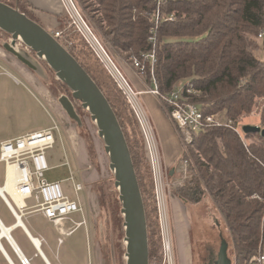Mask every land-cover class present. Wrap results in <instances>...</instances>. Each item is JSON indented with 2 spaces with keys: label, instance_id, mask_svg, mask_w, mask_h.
I'll list each match as a JSON object with an SVG mask.
<instances>
[{
  "label": "trees",
  "instance_id": "trees-1",
  "mask_svg": "<svg viewBox=\"0 0 264 264\" xmlns=\"http://www.w3.org/2000/svg\"><path fill=\"white\" fill-rule=\"evenodd\" d=\"M25 1L33 10L29 1ZM78 1L114 48L139 58L153 49L150 36L155 26L150 16L156 4H162L161 0ZM164 2L162 11L174 14L175 19L161 18L155 31L159 45L155 49L154 75L159 89L170 92L177 82L189 78L187 86L196 91L190 100L207 114L225 111L230 119L251 112L259 99L264 103V60L254 53L259 47L258 35L264 30V0ZM19 9L34 19L26 9ZM165 36L198 37L168 42ZM70 52L104 91L120 120L98 75L75 51ZM145 71L149 77L150 67ZM261 121L264 124V107ZM246 136L250 139L247 146L227 126L194 133L189 145L195 160L194 165L189 161L190 177L173 192L189 205L199 204L206 195L211 197L232 242L235 264H247L260 243L264 245V136L260 132ZM127 140L144 198L151 260L160 250L152 182L148 192L137 152ZM184 152L181 160H188ZM254 194L262 199L253 198Z\"/></svg>",
  "mask_w": 264,
  "mask_h": 264
},
{
  "label": "rangeland",
  "instance_id": "rangeland-1",
  "mask_svg": "<svg viewBox=\"0 0 264 264\" xmlns=\"http://www.w3.org/2000/svg\"><path fill=\"white\" fill-rule=\"evenodd\" d=\"M2 1L12 6L18 8L22 7L24 10L26 9L35 20H38L37 22H40L38 17L39 13L34 12V10L30 8V6L25 0ZM161 1L162 4L166 3L164 2V0ZM73 2L77 9L80 11L81 15L91 26V29L94 31L97 38L101 41V43L110 53L118 67L124 73V75L128 79L129 74L132 76L134 75L133 77L136 79V85H134L135 88L139 91H145L148 90V88L154 87L152 81L153 77H155L154 73L156 62L154 64V68L152 69V65L148 63L147 59H143L140 57V59H142L144 64L146 65L145 69H147L148 66L150 67V76L148 77L146 75V71L144 73H141L139 68L133 66L131 60V57L136 55L114 48L106 39L97 24L94 23V21L90 18L87 12L81 7V5L79 4L80 2L78 0H73ZM162 4H156V10H154V12L150 16L152 24L157 29L161 25V21H158L157 19L159 15L158 8H160L161 18H166L170 15L167 12L162 11ZM63 9L64 15L58 18L57 24L54 28L48 30H50V32L61 31L63 33L61 40L62 43L66 44L68 49H72L73 51H75L84 62H87V65L94 72V74L96 73V75H98L100 81L104 86L105 92L108 96L111 97L113 104L118 110L120 116L119 121H121L123 130L125 131L124 133H126L127 135L126 138H129L134 150L137 152V159L139 161V167L141 169L140 172L142 174L144 183H146L147 191L149 192V183L151 181V177L149 176L146 164L147 155L145 149V141L140 130L138 121L135 118L133 112L131 111L123 93L119 90L118 86L111 79L106 68L96 57L89 44L86 42L85 38L79 32H77L73 26L70 25V16L64 5ZM197 37L198 36H165L164 40L168 42H178L180 40L197 39ZM258 41L259 47L254 49V53L258 58L264 60L263 39L258 38ZM9 42H11L10 35L0 29L1 55L3 54L9 57L14 63L21 66L24 71H26L28 74L32 76L34 75V77H36V79L41 82L40 84L45 87V89L50 93L52 99L58 105H60L59 97L61 95H68L72 98V93L70 89L61 80L58 79L55 72L43 59L39 58L35 52L30 50L23 44H19L17 46V50L26 58L30 59L32 63H34V65L36 66V68L34 69L30 68L29 66L21 62L15 55L6 51V49L4 48V44ZM158 45V35H156L154 44L155 49H157ZM136 57L139 58V56ZM0 59H2L1 56ZM10 70H12V72H14V74L20 78V81L17 82L11 75L6 74V69L0 68V72L3 71L2 74L0 73V144L5 140L18 138L25 134L31 133L28 132L24 134L22 131L29 130V128L35 127L39 122H46L52 125L54 119V121L58 123L59 129L54 131L56 137V142L54 146L47 150V159L50 170L46 172L45 177L50 181L61 180L65 192L67 194H71L72 192L74 193L73 180L67 179V177L71 176V171L76 176L79 172V168L78 165H75L71 158H64L63 156L65 146L61 143L59 135L63 134L65 130L61 124V119L57 117L56 113L53 111L51 106L30 81L24 78V76L22 77L19 72L17 73L13 69ZM181 81L187 84L189 82V78L183 79ZM142 98L150 111V115L153 121L155 117L157 119V121L154 122L156 123L155 125L161 128L160 117L165 114L171 122L176 135L178 136V138H180L178 130L176 129L175 125L173 124L172 120L170 119L165 110V108L167 107L165 106L164 102L152 94H146ZM74 104L76 106L78 114L82 119V125H78L77 122L72 120L67 115L66 111L62 108L61 105L60 107L64 111L63 117L66 119L67 122H69V124L74 129H77L79 136L84 139V142L86 143V147L88 149L89 158L91 160V166L96 168L100 173L99 178L92 186V190L96 192L98 196L100 210L96 212L95 215H93L88 210V208L85 207L82 212H77L72 215V218L75 221H81L85 219L86 223L76 228L77 230H74L75 232L72 236H62V242L64 243L59 246L60 256L61 258H63L65 252H67L71 247L79 245L81 242H83V250L74 247L76 248V250L73 256V260H76L77 264H126V245L124 242L125 229L123 227L124 218L121 213V202L119 200V192L114 185L115 180L113 173L109 167V158L105 151L104 142L99 137L97 126L91 120L89 112L82 108L80 102L74 101ZM263 107L264 103L262 102V99H259L258 103L253 107L251 112L244 113L243 117L240 118V121L242 123L248 124L262 122L261 115ZM47 112L49 115L47 114ZM221 116L226 119L227 115L225 111H221ZM246 137L248 143L250 144V139L248 138V136ZM161 144L163 143L161 142ZM170 145L171 146L169 148V152H171L172 150L176 151L178 149V144L172 143ZM189 145L187 148L188 153L186 152V155L190 163L194 165L195 160L194 156H192ZM182 152H184L183 149ZM181 158L180 163L178 164L179 169L177 176L174 173L173 175H171V168L168 166V164H166L169 168L170 176L172 177V179H177L179 177H182L183 175L181 164L182 161L185 159L181 160ZM67 159H69V162H67ZM63 162H65V164L67 162L69 163V165L62 167L60 164H63ZM4 168L5 165L3 162H1V183L4 179ZM187 175L188 176L186 179L190 177L189 170L187 171ZM73 179H75L74 182L77 181L74 176ZM175 188L176 187H172V193L174 192ZM151 192L153 194V190ZM83 193L84 191L80 193L79 197L81 203H83V201H86L85 198L82 199L81 197ZM83 196L85 197L84 194ZM74 199H76V196H74ZM189 206V213L192 219L190 222L191 245L187 252L189 258L188 264H215L219 257L221 245L224 242L228 244L227 253L228 257L231 259V264H235L236 256L233 253L232 242L229 238L222 216L216 209V206L213 203L211 197L209 195H206L199 204ZM71 224L72 223H65L66 226H69ZM52 243L55 247L58 245L57 237H55ZM175 252L176 264H179L180 261L177 260L178 249L176 245V240ZM155 260L162 261L161 241L159 254L153 257L150 262H153Z\"/></svg>",
  "mask_w": 264,
  "mask_h": 264
},
{
  "label": "built area",
  "instance_id": "built-area-1",
  "mask_svg": "<svg viewBox=\"0 0 264 264\" xmlns=\"http://www.w3.org/2000/svg\"><path fill=\"white\" fill-rule=\"evenodd\" d=\"M62 4L70 16V25L79 32L89 44L90 48L106 68L109 76L123 93L131 111L138 121L142 132L149 172L152 182V190L155 201L157 228L161 241L162 261L155 260L149 264H176L175 252V233L173 218L171 212L170 196L172 187H181L185 184L189 160L182 161V177L172 179L169 168L166 165L164 149L158 134L156 125L150 115V111L143 101L142 91L135 88L134 84L128 79L118 67L110 53L106 50L101 41L97 38L91 26L75 6L73 0H61ZM160 4V2H158ZM158 21L161 18L160 8ZM174 20V14L166 17ZM153 31V30H152ZM156 28L150 40L153 42V49L149 53H144L142 58H146L148 63L154 68L156 62L155 55V38ZM53 36L62 43V32L53 31ZM264 30L258 35L263 39ZM66 48V44L62 43ZM133 66L139 68L141 73L145 72L146 65L143 60L132 56ZM154 87L148 88V92L161 99L165 106L168 116L172 120L179 133V139L182 149L188 153V145L192 143L194 133L205 130L209 127L227 126L240 135L244 144L249 145L246 132L243 126L248 123H242L239 115L231 119H224L221 112L205 113L197 104L190 100V96L196 91L193 87L187 86L183 81L175 84L174 88L167 93H163L158 85L157 80L153 77ZM264 130L262 122L253 123ZM59 129V125L54 122L53 126L40 131H34L18 138H12L1 142L0 144V163L3 162L5 183L8 179L14 182L15 195L6 192L9 202L6 201L9 209L20 220L22 216L32 213H40L49 222L56 227L62 228L65 223H72L65 230L66 234H72L74 230L86 221H75L72 215L82 212L83 207L78 200H74L66 195L61 181H50L45 174L50 170L47 150L52 148L56 142L54 131ZM74 189L79 192L83 189V184L74 183ZM256 199H262L260 195L252 196ZM36 244L38 242L33 239ZM39 241V240H38ZM40 243V241H39ZM23 264L27 260L21 259ZM247 264H264V245L260 243L256 252H254Z\"/></svg>",
  "mask_w": 264,
  "mask_h": 264
},
{
  "label": "water",
  "instance_id": "water-1",
  "mask_svg": "<svg viewBox=\"0 0 264 264\" xmlns=\"http://www.w3.org/2000/svg\"><path fill=\"white\" fill-rule=\"evenodd\" d=\"M0 29L11 37V42L4 44L8 52L30 68H36L30 59L17 50V44H23L43 59L58 79L70 89L72 98L61 95L59 103L72 120L78 125L83 124L74 101L80 102L82 108L89 112L91 120L97 126L98 135L104 142L114 185L119 192L124 218L126 264H149V233L144 198L128 140L108 97L78 59L48 29L18 7L2 0ZM243 130L246 133L260 132L264 136V130L255 125L245 124ZM173 173L174 170H171V175ZM18 224L21 222L18 221ZM10 230L6 232L13 242ZM17 250L19 251L18 248ZM227 251L228 244L224 242L216 264H231Z\"/></svg>",
  "mask_w": 264,
  "mask_h": 264
},
{
  "label": "crops",
  "instance_id": "crops-1",
  "mask_svg": "<svg viewBox=\"0 0 264 264\" xmlns=\"http://www.w3.org/2000/svg\"><path fill=\"white\" fill-rule=\"evenodd\" d=\"M27 1H29V3L34 7V12L39 13L38 17L40 23H42L46 29L54 28L57 24L58 18L64 15V9L61 0ZM0 56L3 59H0V68L6 69V74L11 75L17 82L20 81V78L17 77L10 69H13L17 73L19 72L22 77L24 76V78L30 81L48 102L53 111L56 113L57 117L61 119V124L65 130L63 134L59 133L60 141L65 146L63 156L64 158H71L75 165H78L79 168V172L76 176L71 171V176L67 177V179L73 180L74 193H65L72 199H74V196H76V199L74 200H78L81 203L79 197L80 193L84 191L83 194L85 197L83 194L81 197L82 199L85 198L86 201L82 200L83 203H81V205L83 209L86 207L91 212V214L95 215V213L100 210V204L96 192L92 190V186L99 178L100 173L96 168L91 166V160L89 158L88 149L84 139L79 136L77 129H74L69 124V122L66 121V119L63 117V109L52 99L50 93L42 84H40L41 82H39V80H37L34 75L32 76L28 74L21 66L14 63L9 57L3 54L1 55V53ZM2 72L3 71L0 73L2 74ZM128 76L131 81L133 80L132 83L136 85V79L133 77L134 75L132 76L129 74ZM146 94L150 93L145 92L142 95L145 96ZM156 121L157 119L155 117L154 122ZM54 122L55 121L53 119V124ZM53 124L50 125L46 122H39L35 127L29 128V130H23L22 132L25 134L32 131H38L40 129L49 128L53 126ZM160 124L162 129L157 126L156 127L158 129L161 142L163 143L162 145L164 148L165 161L171 170H174V174L177 176L179 169L178 164L180 163V158L182 156V146L171 122L165 114L160 117ZM172 143L178 144V149L176 151L172 150L169 152V148L171 146L170 144ZM69 159H67V162H69ZM67 162L66 164L63 162V164L60 165L65 167L69 165ZM73 176L76 178V182H74L75 179H73ZM4 183L5 179H3L2 183L0 182V185H4ZM74 183L83 184V189L79 192H76L74 189ZM170 202L175 233L174 236L178 249L177 260L180 261L179 264H188L189 258L187 252L191 245L190 222L192 219L189 213L190 206L174 193H172L170 196ZM0 221L5 227L11 229L10 236L14 242L13 243L7 236L1 235L2 230L0 226V264H23L21 261L22 258L27 260L26 264H77L76 260H73V256L76 248L83 250V242L74 246L76 248L71 247L67 252H65L63 258H61L59 252V246L64 243L62 242V236L70 237L77 229L72 234L68 235L64 231L68 226L65 225L63 228L56 227L40 213H32L22 216L19 220L21 224H18V219L11 212L6 201L1 195ZM55 237H57L58 241V245L56 247L53 246L52 243ZM33 239H35L38 244H36Z\"/></svg>",
  "mask_w": 264,
  "mask_h": 264
},
{
  "label": "bare ground",
  "instance_id": "bare-ground-1",
  "mask_svg": "<svg viewBox=\"0 0 264 264\" xmlns=\"http://www.w3.org/2000/svg\"><path fill=\"white\" fill-rule=\"evenodd\" d=\"M19 44L20 43H18L17 45H19ZM145 92L149 93L147 90H145V91H142V94L145 93ZM6 192H9V193L13 194L14 198L17 200V197H16V195L14 193L15 192L14 182L11 179H8L7 182L4 183V185H0V195L3 197V199L5 201H8L9 202V199H8V197L6 195ZM1 223L2 222L0 221V226H1V230H2L1 235H5V236L8 237V233L6 232V230H8V229L10 230V228L5 227ZM65 230H66V228H65Z\"/></svg>",
  "mask_w": 264,
  "mask_h": 264
}]
</instances>
